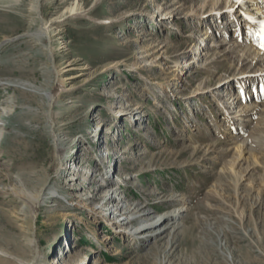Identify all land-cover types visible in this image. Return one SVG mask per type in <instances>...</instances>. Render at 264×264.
Returning <instances> with one entry per match:
<instances>
[{
  "label": "rangeland",
  "instance_id": "1",
  "mask_svg": "<svg viewBox=\"0 0 264 264\" xmlns=\"http://www.w3.org/2000/svg\"><path fill=\"white\" fill-rule=\"evenodd\" d=\"M12 1L0 0V82L16 79L48 90L53 75L47 70L80 59L63 75L65 91L54 105L57 126L78 141L71 149L77 157L69 169L57 172L41 121L32 123L39 130L35 132L19 126L31 120L22 106L39 113L45 106L34 97L0 91V112L6 108L13 113L0 137V250L12 253L27 237L17 227L7 230L9 234L3 230L7 217L16 226L11 214L21 207L6 188L13 186L16 173L43 165L50 183L67 198L39 210L35 252L42 258L40 264H54L57 258L65 263L61 255L72 251L79 260L85 258V264H264V114H251L248 122L227 119L232 98H222L225 91L234 93L238 81L232 78L250 66L239 58L229 62L226 49L236 38V26L228 24L229 35L215 36L213 48L200 59L201 31L218 23L216 17L203 22L191 16L203 0H41L42 21L36 20L32 28L28 0L17 6H11ZM225 1L219 5L223 12L230 2L237 3ZM251 4L253 0L244 3ZM70 6L80 13L70 15ZM43 23H50L55 62L47 58L46 38L14 39ZM222 42L227 44L220 46ZM160 43L166 45L162 50ZM191 60L198 62L181 67ZM83 66L89 68L82 73ZM249 68L245 71L263 70L264 63ZM263 74L256 78L258 84ZM125 109L133 119L121 116ZM250 136L258 139L250 142L240 165L233 168L236 146ZM101 159L106 161L101 164ZM76 169L91 173V179L97 171L99 182V173L106 171L109 177L120 176L117 180L125 176V199L147 201L154 213L187 203L190 210L181 220V231L169 241L144 245L114 232L90 213L88 207L96 199L89 196L98 188L96 183L90 186V174L89 184L82 182L83 174L72 177L69 172ZM24 183L30 190L38 186ZM172 193L184 203L160 202ZM106 208L110 215L114 204ZM1 258L0 264H18Z\"/></svg>",
  "mask_w": 264,
  "mask_h": 264
},
{
  "label": "bare ground",
  "instance_id": "2",
  "mask_svg": "<svg viewBox=\"0 0 264 264\" xmlns=\"http://www.w3.org/2000/svg\"><path fill=\"white\" fill-rule=\"evenodd\" d=\"M245 1H249V0H245ZM245 1L243 2L245 3ZM19 2L20 0H14L11 2L13 4L11 6H14V5L17 6ZM221 2H224V4L228 3L225 0H203L201 5L195 10L192 9L190 14L193 18H196V19L202 17V20H204L203 22H206V20L210 18L215 20V17L217 16L220 17L223 14V11L219 10L220 9L219 5L221 4ZM262 3H264V0H253V4L249 6L250 7L252 6L254 8L249 7L252 10H250L244 16L249 17V19L254 23L257 22L258 18H262L260 20L263 21L262 23H264V8H262L263 7ZM239 7H240V4L235 6V4L231 2L228 8H226L227 9L226 11L230 13L232 10H235ZM255 10L256 12H253ZM27 11L31 16L29 24H28L29 28L33 27L34 22H36V20L40 22L42 21L41 0H28ZM76 11H77L76 8L70 6V12H69L70 15H75V14L80 13ZM241 14L243 13H240L238 16L237 14L236 15L234 14V15L237 16L239 19H242L243 17L241 16L243 15ZM259 14H261V16H258ZM234 15L229 14L230 22L234 21V18H235ZM165 18H169V17L164 16V19ZM52 22L53 21H50V23ZM50 23L40 24L38 29H34L32 32L26 31L25 33L15 37L14 39L17 40L22 37H30V38H35V39L40 40L42 38L44 39L46 38L48 40L49 45H43V46L46 49L47 58L55 62L54 57L56 56L51 47L53 45H51V36L49 33ZM235 24H237V22ZM241 24H246V23L240 22V25ZM235 29L237 30L235 34L236 38L235 39L233 38V41H234L233 43L228 42L229 47L228 49H226L227 52L231 54L229 55L230 57L229 62H232V60L236 62V59L238 58L241 61V63L243 62V64L244 63L248 64V62H250V66L247 67L246 64L244 65L246 66L245 69H250L249 67H251L253 64L257 65V64L264 63V50H262L264 46H260V45L255 46L253 44L256 39L255 36H257V34H259L260 31H257L256 28H253L251 26H249L248 28L237 26L235 27ZM243 29L246 30L247 36L245 37V39H243V37L241 36L243 39L242 41L248 40L247 41L248 43L247 42L241 43V39L239 40V37H238L239 33L243 31ZM208 30L209 29L207 28L202 30L203 35L201 36L202 38L201 41L203 42L204 45L206 44L207 48L204 49L203 52L200 51L201 52L200 59L204 58V56L206 55L205 51H207V49L213 48V45H211L210 43L211 31L208 34ZM218 32H219L218 33L219 35L220 34L225 35L226 30L221 29ZM227 34L228 33H226V35ZM225 44L227 43L222 42L220 46H225ZM165 46L166 45L164 43H160L158 48L162 50L163 48H165ZM199 47L202 49L201 44L199 45ZM239 53H241V55H239ZM79 61L80 59L73 58L69 60V62H67L66 65H64L63 67L53 65L51 67L52 69L47 70L49 74L52 73L53 75V84L48 90H41L39 87H36L33 83H30L27 81L20 82L19 80H16V79H4L0 82V91L12 90V92H17L22 98L24 97L33 98L34 97L38 99L39 104L45 106V110L43 113H39L38 111H36V109L35 110L31 109V107L29 108V106H26V105L22 106L24 114L29 115L31 117V120L25 123L20 122L19 126L22 129H24V131H34L35 132L39 130H37V128L34 127L32 123L34 124L36 122L38 123V121H41V123L43 124L41 130L46 131L45 132L46 136L47 138H49L48 140H49V146L51 147V156L57 162L56 164L57 172L59 173H63L65 170H68L71 162L74 160V158L77 157V153L72 154L71 149L73 148V145L77 143L78 139L69 138V137L67 138L68 131H64L63 128L62 130L59 129L55 121L56 113L54 111V105H56V102L63 95V92L65 91L63 89V87L65 86L63 75H66L65 74L66 72H69L75 69L73 68V65H77ZM197 62L198 61L191 60L185 63L186 65L184 64L181 67L190 68L193 65L195 66ZM17 67L15 69H17ZM45 67L47 66L45 65ZM204 67H200V68L203 69ZM88 68H89L88 66H83L80 69L82 70L81 72L83 73V70H86ZM245 69L239 71L238 76L232 79L237 80L238 84L240 85L249 87L250 90L246 88V90L241 89L238 93L231 94L228 92L222 95V98H224L225 101H228L230 98H233L232 101L228 103L229 104V106L227 107L228 110H226L225 112L226 113L225 116L227 119L240 118L241 121L248 122L250 121L248 120L249 119L248 117L251 114H254V113L259 114V115L264 114V101L263 100L261 101V99L258 100L257 98V96L264 97V84H263L264 74H263V78H260V81H261L260 87L257 88L256 86V88L253 89V91H251V89L255 87V79L258 78L259 73L264 72L263 71L264 69L263 70L257 69V70H254L252 73L250 70L245 71ZM197 89L200 90V87H198ZM200 92L201 91H198L197 93H200ZM251 98H254L255 100L253 101ZM8 102H11V100ZM233 103H235V105H233ZM230 109L232 110L230 111ZM120 113L122 117H127V118L129 117L131 119L134 118V114L128 111V109L127 110L125 109L123 112H120ZM12 117H13L12 111H9L6 108H3V110L0 112V137L5 136V135H2L3 129L5 130L8 129V123L13 119ZM92 135L97 138V134H92ZM6 136H7V133H6ZM256 139L258 138H256L255 136H252V137L250 136L248 137V139L241 141L242 143L236 146L234 161L231 164L233 168L235 167L237 168L240 165L241 161L243 160L244 155L246 154V150L249 149L250 147L249 146V144H251L250 142ZM105 153L106 152H104L103 154ZM104 161L106 160L101 159L100 160L101 164ZM30 163H33L31 159H30ZM98 170L100 171L99 168ZM81 171L76 169L75 172L72 170V172H69V174L72 175V177L74 178L79 177V174L80 175L83 174L82 177H84V179H82V182L89 184V182L87 181L88 180L87 176L89 175V173H87V171H84V170H81ZM96 172L97 171H94L92 173L93 177L94 175L95 176L98 175L96 174ZM99 174L101 177L100 182L104 181L106 178L108 179L105 184L101 183L98 186V192L95 194V196H89V198H95L96 202L92 206H89L88 208H89L90 213L94 214L95 217L98 220H100V222L114 229V232L119 233L121 236L127 237L131 241H136L137 243L144 245L145 243L153 244L156 240H161L165 238H167L166 240L169 241L172 235L181 231L182 225H183L181 223V220L186 217L188 211L190 210V207L187 205V203H184L181 200V198H179L178 195H175L173 193L168 194L160 202H164L166 204H174L176 202H183L184 204L176 208H172V209L160 212V213H154V210L152 209L151 206H149L147 201L130 202L129 200L125 199V197L121 193L122 192L121 185L125 183L127 180L125 176L123 177L121 176V180H117L120 176H118V178H115V177L113 178L110 175L109 177L107 176L108 175L107 171L102 174L101 173ZM12 178H13V186H9L8 188H6V190L14 197L16 202H18L21 207L18 211H14L11 214V217L14 219V223L16 224V226H14L13 222L7 217L5 222L2 221L4 222L3 230L5 231L6 229V232L9 234L8 232L9 229L13 227L14 228L17 227L20 230V232H23V233L26 232L25 234L27 235V237L25 238L26 240L22 239L23 241L21 240V242H19L18 245L16 244L17 246L14 248L12 253H8L4 251V249L0 250V256L5 258V260L8 262H10V260H13L15 263H18V264H40V261L42 258H40L39 252L37 251L35 252V249L37 248L39 244V240L36 237V225H37L36 221L38 219L39 210L44 205L49 204V206H53L50 204L57 198H60L61 200L66 201L67 197L61 194V190L59 189L57 185L55 186L52 183H50L49 175H47V173L45 172L43 165H40L39 169H33L29 171H22L20 173H16L15 175H13ZM41 178L43 180H41L40 183L38 184L37 182ZM69 180L71 181L73 179L70 178ZM29 181H31V183L38 184V186L32 188V190H30L31 187L30 189L26 188L25 186L26 184L24 182H29ZM97 182L99 183V179L97 180ZM83 187L81 188L83 189ZM99 192L100 193L103 192L102 196L97 195ZM109 204L110 205L114 204V209L112 210L110 215H108V209L106 208V206ZM70 205L77 206L79 204L70 203ZM82 207H86V205H82ZM114 214H116L117 216H115ZM3 219H4V216H3ZM4 237L6 238V236ZM11 240L16 242L13 236ZM68 253L70 254L68 255ZM68 253L63 254L60 257L62 259L64 257L66 258L65 263H60L58 258L53 263L54 264H85V258L79 260L80 256L77 252L72 251Z\"/></svg>",
  "mask_w": 264,
  "mask_h": 264
}]
</instances>
